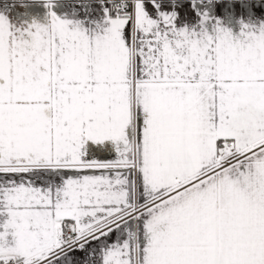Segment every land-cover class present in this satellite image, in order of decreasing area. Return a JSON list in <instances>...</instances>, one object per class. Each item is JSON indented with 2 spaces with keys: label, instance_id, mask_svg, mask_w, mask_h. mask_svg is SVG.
<instances>
[{
  "label": "snow or ice",
  "instance_id": "obj_1",
  "mask_svg": "<svg viewBox=\"0 0 264 264\" xmlns=\"http://www.w3.org/2000/svg\"><path fill=\"white\" fill-rule=\"evenodd\" d=\"M255 2L0 0V264H264Z\"/></svg>",
  "mask_w": 264,
  "mask_h": 264
},
{
  "label": "crops",
  "instance_id": "obj_2",
  "mask_svg": "<svg viewBox=\"0 0 264 264\" xmlns=\"http://www.w3.org/2000/svg\"><path fill=\"white\" fill-rule=\"evenodd\" d=\"M261 6H264V0H257V2H255L253 4V7H261ZM37 11H40V10H37ZM242 18V14L237 10V11H234L232 12L228 19H227V25L230 29L233 30V33L234 35L235 34H238L239 32V28H240V25H239V20ZM243 18L245 20L249 19V17L247 15H244ZM264 19V17H256L254 14L252 16V19Z\"/></svg>",
  "mask_w": 264,
  "mask_h": 264
}]
</instances>
